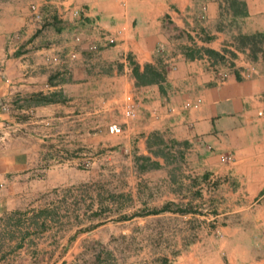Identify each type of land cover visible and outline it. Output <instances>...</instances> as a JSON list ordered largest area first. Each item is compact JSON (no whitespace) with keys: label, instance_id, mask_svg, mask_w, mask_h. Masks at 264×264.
<instances>
[{"label":"crops","instance_id":"crops-1","mask_svg":"<svg viewBox=\"0 0 264 264\" xmlns=\"http://www.w3.org/2000/svg\"><path fill=\"white\" fill-rule=\"evenodd\" d=\"M255 32L264 0H0V217L130 154L120 169L162 185L147 215L193 192L203 200L206 223L175 264H264V55L237 41ZM133 63L165 80L138 83ZM74 244L47 240L39 260L24 242L0 264H69Z\"/></svg>","mask_w":264,"mask_h":264},{"label":"rangeland","instance_id":"rangeland-1","mask_svg":"<svg viewBox=\"0 0 264 264\" xmlns=\"http://www.w3.org/2000/svg\"><path fill=\"white\" fill-rule=\"evenodd\" d=\"M162 151L173 159L168 150ZM127 155L110 153L84 165L88 181L53 188L38 200L26 201L21 210L4 213L0 259H11L25 242L27 247L36 244V256L43 260L47 240L60 252L72 240L74 258L69 264H175L206 223L196 215L204 208L203 200L193 192L192 200L169 202V214L147 215L161 204L162 185L157 176L138 180L130 168L120 169V162L132 159ZM89 156L96 155L91 151ZM141 163L153 166L146 160ZM178 170L175 166L173 176Z\"/></svg>","mask_w":264,"mask_h":264},{"label":"trees","instance_id":"trees-1","mask_svg":"<svg viewBox=\"0 0 264 264\" xmlns=\"http://www.w3.org/2000/svg\"><path fill=\"white\" fill-rule=\"evenodd\" d=\"M238 44L240 46H246L249 48V51L253 57H255L257 52H263L264 53V33L262 32H255L252 34H240L237 37ZM206 53H208L211 56H217L218 53L211 51V50H205ZM231 56H235V53H230ZM133 75L135 76L138 83H146V82H158L161 83L165 80V70L164 69H158L152 64H145L144 69L142 71L139 70V66L135 63H133ZM49 99H46V97H42V102H46ZM142 160H148L145 156L139 157ZM169 206H165L160 210H166ZM159 211V210H158ZM154 211V212H158ZM179 212H187L185 209H178Z\"/></svg>","mask_w":264,"mask_h":264},{"label":"built area","instance_id":"built-area-1","mask_svg":"<svg viewBox=\"0 0 264 264\" xmlns=\"http://www.w3.org/2000/svg\"><path fill=\"white\" fill-rule=\"evenodd\" d=\"M30 11H31V13L33 14L34 17L40 18L41 11H40V6L37 3H32L30 5ZM71 11H72L73 15L78 16V15H80L81 8L73 7L71 9ZM75 41L79 42L80 41V37L76 36L75 37ZM69 56H70V58L75 59L76 56H77V53L75 51H71L69 53ZM54 59H56V58H54ZM200 103H201V99L197 98L194 102H190V101L185 102L183 106H184V108L187 109V108L197 107ZM134 113L135 112H134V108L133 107H130V108H127V109L124 110V114L127 117L133 116ZM117 128L118 127L116 125H113V124L109 125V130H111V131H115V130H117Z\"/></svg>","mask_w":264,"mask_h":264}]
</instances>
